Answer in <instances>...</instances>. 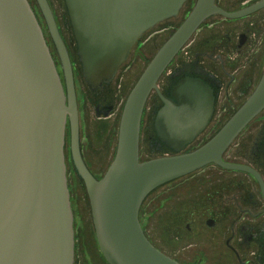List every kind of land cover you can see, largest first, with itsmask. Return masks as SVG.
Returning a JSON list of instances; mask_svg holds the SVG:
<instances>
[{"label":"water","instance_id":"95a60500","mask_svg":"<svg viewBox=\"0 0 264 264\" xmlns=\"http://www.w3.org/2000/svg\"><path fill=\"white\" fill-rule=\"evenodd\" d=\"M184 1L63 0L88 88L94 91L110 83L138 37L176 15ZM36 2L64 80L29 0H0V264H74L65 162L67 126L68 157L85 186L95 237L107 263L181 264L144 233L139 220L141 203L157 186L210 162L257 174L248 165L223 160L222 153L264 109V70L242 105L208 139L189 150L186 145L211 119L213 90L202 79L186 76L167 96L157 80L207 17L242 16L263 7L264 0L232 11L215 0H195L127 93L114 153L99 177L80 150L73 65L66 44L48 0ZM152 89L162 100L153 117V131L172 153L140 160L141 118Z\"/></svg>","mask_w":264,"mask_h":264},{"label":"flooded vegetation","instance_id":"af4514ba","mask_svg":"<svg viewBox=\"0 0 264 264\" xmlns=\"http://www.w3.org/2000/svg\"><path fill=\"white\" fill-rule=\"evenodd\" d=\"M48 1L50 3V0ZM187 1L183 2L176 16L180 14ZM258 1L260 0H215L216 4L229 11L249 6ZM194 2L195 0H191L180 22L188 14ZM62 3L64 4L63 0ZM50 6L52 9L51 3ZM32 7L37 16V10L34 5ZM263 11L264 6L238 17L212 14L202 21L160 74L157 85L161 93L170 95L171 87L183 77L200 78L209 84L213 90L214 108L211 119L216 110V105L222 97L225 98L224 101L230 102V105L223 106L219 115L222 118L226 117V120L247 99L262 76L264 70V19L260 14ZM214 17H220L222 21H210ZM38 20L41 24L39 17ZM58 21L56 19V22ZM66 21H69L67 11L64 17V22ZM159 22L145 31L155 27ZM67 26L71 29L70 22ZM203 26L206 30L201 32L202 36L194 35ZM41 27L63 82L56 50L51 38L49 39L47 36L45 26L41 24ZM164 29H166L165 26L159 30ZM159 30L156 29V31ZM208 30L212 32L205 34ZM59 31L61 33L60 29ZM142 34L132 47L139 43ZM185 45L187 50L184 49ZM67 49L73 65L76 99H78L76 83L78 85L77 80L82 82L84 80L81 77V70L79 71L78 56L77 59L74 58L70 49ZM117 71L110 83L102 85L93 92L91 91L95 98L93 107L97 113L105 114L106 111L113 108L109 92L112 88L110 84L116 77ZM149 96L151 97L150 114L154 117L155 111L162 104V100L155 89L150 91ZM77 109L79 113L78 101ZM211 119L199 135L205 132ZM149 131L148 142L151 151H154L155 148L167 147L156 139L153 126L152 130ZM199 135L191 143L196 141ZM209 137L199 143H194L192 147H188L191 143L187 144L185 150L200 145ZM66 139H68V126L66 127ZM232 144L234 146L233 152L227 154ZM167 149V151L172 152L168 147ZM222 159L248 165L257 174L210 162L157 186L142 201L143 203L151 194L158 193V195L152 196L149 201L151 204L158 196V205L151 207L148 203L146 212L151 215L156 207H160L162 212V214L160 212V220L164 223L167 222L163 230L167 231L173 226L172 229L176 235V251L172 254L166 249L171 247L169 243L164 242L166 246H157L150 238L148 239L162 252L181 264H209V262L212 264L216 262L217 264H263L264 262V109L234 137L223 151ZM209 165L216 168L211 167L209 168L210 172L194 174ZM78 178L81 180L80 177ZM174 181H177L174 190L160 188L171 185Z\"/></svg>","mask_w":264,"mask_h":264},{"label":"rangeland","instance_id":"374dc122","mask_svg":"<svg viewBox=\"0 0 264 264\" xmlns=\"http://www.w3.org/2000/svg\"><path fill=\"white\" fill-rule=\"evenodd\" d=\"M29 2L31 6L34 5V8L37 10L38 14L37 18L39 17L41 24L44 25L46 28L44 18L36 0H29ZM190 2L191 0H188L187 3L184 4L182 10L180 11V14H178L177 16L175 15L163 19L155 27L145 31L139 38V43H136L132 47L129 56L120 65L116 77L110 84L112 88L110 89L109 95L112 100L113 108L109 111V113L103 114L97 113L95 111L93 107V102L95 101V98L92 94L93 91L88 89L84 81L82 82L80 80H77L78 85L76 83V91L80 116V150L85 163H87L88 167L94 175H101L112 159L116 142V132L119 114L127 93L129 92L133 83L135 82V80L137 79L149 59L152 57L158 46L175 29L174 27L177 25V23L180 22ZM50 3L52 5L54 16L57 17L56 19L59 20L57 22V25L60 27L59 29L61 30V35L64 39V42L66 46H68L67 48L70 49L72 56L77 59L73 35L71 34V29L67 26L69 24V21L64 22V17L66 16L65 6L62 3V0H50ZM260 15H262L264 19V11ZM212 20H217L220 22L222 21L220 17H214L210 21ZM163 26H165L166 29L160 31L159 29H161V27ZM156 29H158L159 31H156ZM205 30L206 28L205 26H203L202 28L198 29L194 35L202 36L201 32ZM46 32L48 38L50 39V35L48 34L47 28ZM210 32L212 31L208 30V32L205 34H208ZM184 49L187 50L186 45ZM150 99L151 97L149 96L143 110L140 125V160L161 154L172 153L170 151H167L168 149L166 148L161 150L154 149V151H151L148 142L150 133L149 130H152ZM224 100L225 98L222 97L218 101L214 115L205 132L200 134L197 140L188 145V147H192L194 143H199L206 137H209L211 133L218 127V125L225 120L226 117L222 118L219 115L223 106L230 105V102ZM235 105H237V103H235ZM230 146L231 147L227 151V154L233 152V144ZM65 155L67 182L69 186L74 223V264H108L99 249L95 237L91 220L90 205L85 186L83 184L82 179L80 180L78 178V175L73 169L70 159L68 157V139H66ZM211 167L216 168L213 165H209L204 167L203 169L198 170L194 174L196 175L208 171L210 172L209 168ZM175 183H177V181H174L171 185H165L160 188L174 190ZM154 195H158V193L151 194L149 198L142 203L139 209V219L142 225V229L146 236L150 238V240L157 246H166L164 245V242L169 243L171 247H167L166 249L173 254L176 251V235L174 233V230L172 229L173 226L167 231L163 230L167 225V222L164 223L160 220V207H156V210L151 215H148V213L146 212L148 210V203L150 201V198ZM154 205H158V196H156L154 202H152L151 204L149 203V206L151 207ZM169 230L170 233H168ZM209 264L212 263L209 262ZM215 264H217V262Z\"/></svg>","mask_w":264,"mask_h":264},{"label":"bare ground","instance_id":"6f19581e","mask_svg":"<svg viewBox=\"0 0 264 264\" xmlns=\"http://www.w3.org/2000/svg\"><path fill=\"white\" fill-rule=\"evenodd\" d=\"M48 3H49V1H48ZM49 5H50V3H49ZM51 7V6H50ZM58 26V25H57ZM58 29H59V27H58ZM60 32V31H59ZM43 33H44V31H43ZM61 34V33H60ZM45 36V35H44ZM45 39H46V37H45ZM47 42V41H46ZM48 44V43H47ZM68 50V49H67ZM68 53H69V51H68ZM70 56V55H69ZM78 56V55H77ZM71 59V58H70ZM79 61V60H78ZM124 62V61H123ZM73 75H74V73H73ZM81 77H82V79L84 80V78H83V76H82V74H81ZM160 77V76H159ZM159 79V78H158ZM85 81V80H84ZM157 82H158V80H157ZM74 83H75V79H74ZM86 83V82H85ZM149 96V95H148ZM148 98V97H147ZM77 100V99H76ZM146 101H147V99H146ZM145 105H146V102H145ZM145 105H144V107H145ZM143 110H144V108H143ZM77 111H78V109H77ZM143 114V113H142ZM78 120H79V113H78ZM141 120H142V118H141ZM141 125V124H140ZM79 139H80V120H79ZM140 220V219H139Z\"/></svg>","mask_w":264,"mask_h":264},{"label":"trees","instance_id":"16d2710c","mask_svg":"<svg viewBox=\"0 0 264 264\" xmlns=\"http://www.w3.org/2000/svg\"><path fill=\"white\" fill-rule=\"evenodd\" d=\"M153 117V116H152ZM166 149H167V147H165ZM155 149H164V148H155ZM100 176V175H99ZM99 176H97V177H99ZM79 177V176H78ZM88 197V196H87ZM89 201V200H88ZM90 205V204H89Z\"/></svg>","mask_w":264,"mask_h":264}]
</instances>
